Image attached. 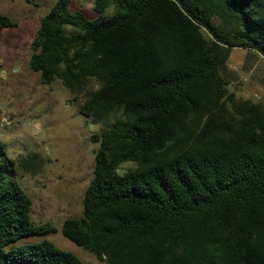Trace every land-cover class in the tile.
<instances>
[{
  "label": "trees",
  "instance_id": "16d2710c",
  "mask_svg": "<svg viewBox=\"0 0 264 264\" xmlns=\"http://www.w3.org/2000/svg\"><path fill=\"white\" fill-rule=\"evenodd\" d=\"M72 1L41 18L28 59L103 125L63 236L108 264H264V106L227 73L235 48L264 60V0H95L93 20ZM15 165L0 140V264H82L48 241L14 246L55 232L32 221Z\"/></svg>",
  "mask_w": 264,
  "mask_h": 264
},
{
  "label": "rangeland",
  "instance_id": "374dc122",
  "mask_svg": "<svg viewBox=\"0 0 264 264\" xmlns=\"http://www.w3.org/2000/svg\"><path fill=\"white\" fill-rule=\"evenodd\" d=\"M94 1L73 0L69 10L93 20L98 16L92 10ZM55 2L0 0V13L17 22L15 28L0 30V140L15 160L16 178L32 200V221L55 228L48 235L24 237L14 246L48 241L82 264H108L62 234L64 220L82 216L83 195L98 148L90 137L100 133L103 125L79 113L83 97L75 103L60 80L43 85L39 74L28 67L31 41L41 18ZM112 11L109 7L105 15ZM229 70L236 78L228 89L237 98L264 106V60L235 48L227 62V73Z\"/></svg>",
  "mask_w": 264,
  "mask_h": 264
}]
</instances>
